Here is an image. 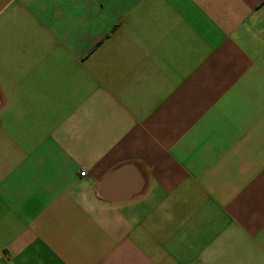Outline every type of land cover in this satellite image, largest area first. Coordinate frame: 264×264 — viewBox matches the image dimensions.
<instances>
[{
	"label": "crops",
	"instance_id": "1",
	"mask_svg": "<svg viewBox=\"0 0 264 264\" xmlns=\"http://www.w3.org/2000/svg\"><path fill=\"white\" fill-rule=\"evenodd\" d=\"M0 264H264V0H0Z\"/></svg>",
	"mask_w": 264,
	"mask_h": 264
},
{
	"label": "built area",
	"instance_id": "2",
	"mask_svg": "<svg viewBox=\"0 0 264 264\" xmlns=\"http://www.w3.org/2000/svg\"><path fill=\"white\" fill-rule=\"evenodd\" d=\"M81 175H82V176H85V175H86V172H81Z\"/></svg>",
	"mask_w": 264,
	"mask_h": 264
}]
</instances>
